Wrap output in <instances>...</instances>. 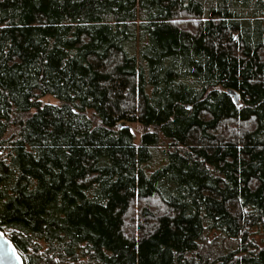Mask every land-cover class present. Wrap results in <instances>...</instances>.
<instances>
[{
	"label": "trees",
	"instance_id": "trees-1",
	"mask_svg": "<svg viewBox=\"0 0 264 264\" xmlns=\"http://www.w3.org/2000/svg\"><path fill=\"white\" fill-rule=\"evenodd\" d=\"M0 231L24 264H264V0H0Z\"/></svg>",
	"mask_w": 264,
	"mask_h": 264
},
{
	"label": "water",
	"instance_id": "water-1",
	"mask_svg": "<svg viewBox=\"0 0 264 264\" xmlns=\"http://www.w3.org/2000/svg\"><path fill=\"white\" fill-rule=\"evenodd\" d=\"M229 94L238 100L237 93L228 90ZM0 264H24L11 241L0 231Z\"/></svg>",
	"mask_w": 264,
	"mask_h": 264
},
{
	"label": "rangeland",
	"instance_id": "rangeland-1",
	"mask_svg": "<svg viewBox=\"0 0 264 264\" xmlns=\"http://www.w3.org/2000/svg\"><path fill=\"white\" fill-rule=\"evenodd\" d=\"M42 100L44 102H48V103L56 102V100L54 98L50 97V96L43 97ZM130 127L132 129V132H133L135 138H136V141H139V139H140V137L142 135V132H143L142 127L138 123H130ZM157 203H158L157 199L153 198L150 203L146 202L142 206L148 207L150 210L155 211V208H153L152 206L153 205H157ZM139 220H140V218H139V213H138V210H137L135 221H139Z\"/></svg>",
	"mask_w": 264,
	"mask_h": 264
}]
</instances>
